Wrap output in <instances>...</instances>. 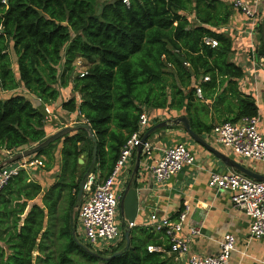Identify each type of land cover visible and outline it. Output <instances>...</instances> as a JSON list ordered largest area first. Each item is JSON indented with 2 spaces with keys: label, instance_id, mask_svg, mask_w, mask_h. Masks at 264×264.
Wrapping results in <instances>:
<instances>
[{
  "label": "trees",
  "instance_id": "trees-1",
  "mask_svg": "<svg viewBox=\"0 0 264 264\" xmlns=\"http://www.w3.org/2000/svg\"><path fill=\"white\" fill-rule=\"evenodd\" d=\"M232 8L223 0H0V161L56 132L44 107L60 102L97 139L77 131L26 158L52 170L62 145L60 175L46 193L24 169L0 191V264H173L165 230L152 226L132 227L128 247L125 235L104 252L81 246L80 183L88 171L111 175L144 112L184 111L199 135L259 116L240 89L244 68L230 60L233 39L221 30Z\"/></svg>",
  "mask_w": 264,
  "mask_h": 264
},
{
  "label": "crops",
  "instance_id": "crops-1",
  "mask_svg": "<svg viewBox=\"0 0 264 264\" xmlns=\"http://www.w3.org/2000/svg\"><path fill=\"white\" fill-rule=\"evenodd\" d=\"M223 1L233 7L229 22L221 27V30L233 39L234 50L230 60L244 68L245 74L239 81L240 89L254 97L259 109L258 127L264 134V0H247L250 7L256 10L254 18L246 17L240 10L234 8L233 0ZM0 92L2 95H6L2 91ZM207 104L211 105L212 101H207ZM58 105V113L66 114L62 110V103L60 102ZM58 107L55 109L57 110ZM50 108L52 109V107ZM167 111H169V117L173 119L184 115V111L169 109L146 112L154 114L149 116L151 123L146 130L169 118ZM52 112L54 114L55 111L52 109ZM52 118H57V116L54 114ZM59 128L60 125L55 131ZM200 136L214 149L264 175V163L242 159L232 150L223 147L217 140V134L214 131L203 133ZM147 141L156 146H170L184 142L194 154L196 162L194 165H186L179 174L167 182L156 183L150 167L160 158L159 152L155 151L150 156L141 154L140 165L134 177L139 200V211L134 226L149 228L151 227L150 216L153 213L168 215L173 219L182 207L185 210L189 206L188 222L201 227V235L192 241V252L204 255L217 254L223 238L230 233L236 238V248L231 253L229 264H264V239H255L251 236L248 215L233 205L228 192H218L210 186L212 173H224L233 169L228 168L205 146L194 141L182 126L160 129L152 134ZM61 146L59 144L55 150L56 164L52 170L45 169L43 158L33 159V161H41V165L36 163L24 169L30 181L41 184L43 193H46L57 182L60 175ZM7 153L10 155L13 152ZM137 157V152H135L121 177L122 182L132 177L138 161ZM83 158H81L82 163L79 160L81 165L85 163ZM36 202L43 206L41 197ZM187 203L188 205H186ZM188 232L186 226L184 234ZM172 255L174 256L171 258L173 264H188L186 255L170 253L168 256Z\"/></svg>",
  "mask_w": 264,
  "mask_h": 264
},
{
  "label": "built area",
  "instance_id": "built-area-1",
  "mask_svg": "<svg viewBox=\"0 0 264 264\" xmlns=\"http://www.w3.org/2000/svg\"><path fill=\"white\" fill-rule=\"evenodd\" d=\"M129 4V0H123ZM233 6L246 17L254 18L255 8H251L247 0H233ZM213 47L218 43L207 39ZM80 63V62H78ZM81 76L86 74L82 69ZM209 78L206 77L205 80ZM197 96L202 98L200 87L196 89ZM80 100V94L76 93ZM66 98L65 100H68ZM45 119L50 121L54 116L49 106L44 107ZM259 116L244 117L237 122H226L214 129L219 143L234 152L242 159L264 163V134L259 130ZM151 118L144 112L140 115L139 131L135 132L121 150L120 157L111 175L100 180L90 173L86 179L85 200L80 210V227L85 244L100 250L108 249L120 243L125 230L134 227L125 218L123 225L120 211V199L125 182L121 181L125 169L128 167L138 146H142V153L150 156L158 151L160 158L150 167L156 183H165L176 174H179L186 165H194L196 158L186 143L178 142L170 146H156L148 141L142 143V136L149 127ZM61 128V126H60ZM59 128V129H60ZM147 131V130H146ZM38 163V160L24 159L0 169V191L18 173L29 166ZM210 186L219 191H226L231 197L233 205L244 211L250 218V234L255 239H264V182L258 181L236 170L224 173H212ZM188 205V203L186 204ZM189 206L173 220L168 215L153 213L150 216L151 226L157 231L165 230L172 252L177 255H186L188 264H229L232 251L236 248V238L233 234H226L220 243L217 254L204 255L191 251L192 241L201 235V227L188 222ZM188 227L189 232L184 234ZM153 249V248H152Z\"/></svg>",
  "mask_w": 264,
  "mask_h": 264
},
{
  "label": "water",
  "instance_id": "water-1",
  "mask_svg": "<svg viewBox=\"0 0 264 264\" xmlns=\"http://www.w3.org/2000/svg\"><path fill=\"white\" fill-rule=\"evenodd\" d=\"M174 126H182V128L189 134V136L196 141L199 144H202L205 146L208 150H210L213 154H215L228 168L239 171L243 174L248 175L249 177L256 179L258 181L264 182V175L259 174L250 168L242 165L237 160H234L233 158L227 156L226 154H223L219 152L218 150L214 149L212 146H210L199 134L195 133L192 129L190 119L186 116H180L178 118L169 119L166 121L159 122L155 125H153L151 128H149L144 135L142 136V143L146 142L148 138L155 132H157L160 129L166 128V127H174ZM77 131H86L89 138L92 139V141L96 144L97 139L95 136V133L88 123H72L65 125L63 128H60L56 132L52 133L49 137H47L44 141L27 148L23 151H19L16 153H13L11 155H6V157L0 161V169L12 165L14 163H17L21 160H24L26 158H29L45 148H47L50 144L55 143L57 140L64 138L67 135H71ZM137 164L136 168L134 170V173L130 179H128L123 188L122 196L120 199V212L122 216L125 218V220L128 223H135L136 217L138 215L139 211V200H138V190H137V183L134 181V177L138 171L139 165H140V156L142 154V146L137 147ZM97 155V146L94 148V158L93 163L96 162V156ZM83 161L80 159V163ZM90 171L86 172L84 175V178L82 179L80 183V189L78 194V200L80 201L84 195L85 192V186H86V179L89 177ZM131 228L128 227L125 230V238L127 240V247L129 246V235H130ZM121 252L115 253L113 256H116ZM112 256V257H113Z\"/></svg>",
  "mask_w": 264,
  "mask_h": 264
},
{
  "label": "rangeland",
  "instance_id": "rangeland-1",
  "mask_svg": "<svg viewBox=\"0 0 264 264\" xmlns=\"http://www.w3.org/2000/svg\"><path fill=\"white\" fill-rule=\"evenodd\" d=\"M83 67V66H82ZM82 70V69H81ZM72 96V94L70 93V91L69 90H65V97L66 98H70ZM65 98V99H66ZM58 109H59V107L57 108V110H55V112H54V114L57 116V118H54V124H53V128H54V126H61V128H63L65 125H68V124H72V123H86V121L85 120H83L80 116H79V114L78 113H75V114H71V115H63V113H61V112H59L58 113ZM166 116V115H165ZM167 116L169 117L170 116V114H169V111H167ZM169 119H173V118H166V119H164L163 121H166V120H169ZM50 124V123H49ZM59 130V129H58ZM21 151H23V150H21ZM16 152H18V151H15V152H13V153H16ZM12 153V154H13ZM11 155V154H10ZM84 159V158H83ZM84 161H85V159H84ZM83 165H85V163L83 164ZM263 165V164H262ZM262 165H260V166H262ZM95 176H97V173L95 172V173H93ZM87 194V192L85 191L84 192V196H83V198L80 200V202H79V206L75 209V212L77 213V219H80V210H81V205H82V203H83V199L85 198V195ZM118 215H120V211H119V209H118ZM121 220H122V223H123V225H125V221H124V217L121 215ZM53 229H54V226H53ZM77 232H78V239L80 240V244H81V246H84V244H85V241H84V237H83V235H82V230H81V227L79 226L78 227V230H77ZM120 243H122V245L124 244V242L122 241V242H120ZM120 243H118V244H120ZM118 244H116L115 246H112L111 248H114V247H116ZM86 245V244H85ZM90 248L91 249H93L95 252H104L106 249H103V250H100V249H97V248H94V247H91L90 246ZM75 253H77V250L74 252V254Z\"/></svg>",
  "mask_w": 264,
  "mask_h": 264
}]
</instances>
